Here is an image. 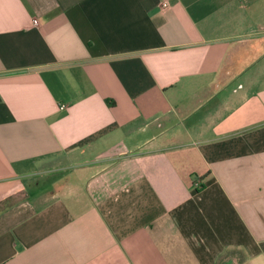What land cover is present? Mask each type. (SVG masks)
<instances>
[{
  "label": "crops",
  "instance_id": "obj_1",
  "mask_svg": "<svg viewBox=\"0 0 264 264\" xmlns=\"http://www.w3.org/2000/svg\"><path fill=\"white\" fill-rule=\"evenodd\" d=\"M0 264H264V0H0Z\"/></svg>",
  "mask_w": 264,
  "mask_h": 264
},
{
  "label": "built area",
  "instance_id": "obj_2",
  "mask_svg": "<svg viewBox=\"0 0 264 264\" xmlns=\"http://www.w3.org/2000/svg\"><path fill=\"white\" fill-rule=\"evenodd\" d=\"M161 5L165 7V6H167V3H166V2H162ZM35 22H36V21H35ZM60 107L62 108V107H64V105H61Z\"/></svg>",
  "mask_w": 264,
  "mask_h": 264
}]
</instances>
